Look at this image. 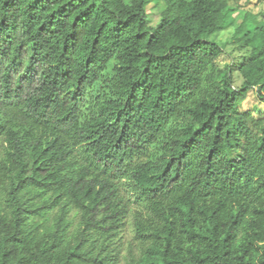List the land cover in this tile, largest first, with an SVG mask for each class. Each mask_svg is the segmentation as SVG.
Masks as SVG:
<instances>
[{
	"label": "trees",
	"instance_id": "obj_1",
	"mask_svg": "<svg viewBox=\"0 0 264 264\" xmlns=\"http://www.w3.org/2000/svg\"><path fill=\"white\" fill-rule=\"evenodd\" d=\"M151 2L0 0V264H264V18Z\"/></svg>",
	"mask_w": 264,
	"mask_h": 264
},
{
	"label": "rangeland",
	"instance_id": "obj_2",
	"mask_svg": "<svg viewBox=\"0 0 264 264\" xmlns=\"http://www.w3.org/2000/svg\"><path fill=\"white\" fill-rule=\"evenodd\" d=\"M254 2V1H253ZM230 6L234 9L235 24L238 26L243 20L246 11H250L253 15H259L260 19L264 18V3L255 5L250 3L249 0H229ZM164 5L163 0H156V4L151 2L148 6L149 16L151 18V24L155 25L159 21V10L162 9ZM232 34V29L225 31H220L212 36V40L227 43ZM247 55V51H238L236 46L227 43L225 47V53L219 60L220 65L233 64L235 69ZM235 85L239 86L242 83L241 78L237 73H235ZM241 107L245 110H253L255 112H264V102L259 100L253 90L248 91L245 101L241 104Z\"/></svg>",
	"mask_w": 264,
	"mask_h": 264
}]
</instances>
